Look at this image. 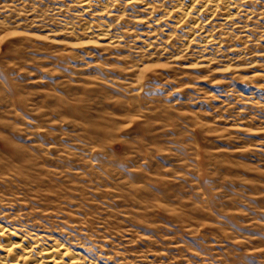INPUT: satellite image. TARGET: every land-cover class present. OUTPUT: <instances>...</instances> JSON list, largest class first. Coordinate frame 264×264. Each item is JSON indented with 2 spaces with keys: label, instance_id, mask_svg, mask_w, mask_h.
<instances>
[{
  "label": "rangeland",
  "instance_id": "1",
  "mask_svg": "<svg viewBox=\"0 0 264 264\" xmlns=\"http://www.w3.org/2000/svg\"><path fill=\"white\" fill-rule=\"evenodd\" d=\"M62 1L0 0V189L101 264H264V0L206 63L122 0L119 44L74 45Z\"/></svg>",
  "mask_w": 264,
  "mask_h": 264
},
{
  "label": "bare ground",
  "instance_id": "2",
  "mask_svg": "<svg viewBox=\"0 0 264 264\" xmlns=\"http://www.w3.org/2000/svg\"><path fill=\"white\" fill-rule=\"evenodd\" d=\"M70 1L74 2L80 13L91 14L88 18H80L78 22H74L73 19L63 22L67 32L89 37V41L74 43V45L96 44L101 40L104 43L101 44L102 46L119 44L120 37L123 36V33L118 31L120 27L116 26L112 20L103 18V14L107 16L113 14L111 9L116 7L119 0ZM122 1L123 7L127 9L115 10L118 15L132 10L135 3L146 15L142 24L146 25L144 27L148 34L142 39L141 48L149 51L148 55L159 52L157 50L161 43L158 45L157 39H165L161 41L164 45L160 47L161 51L166 52L168 46L172 47V42H177L178 37L181 41L178 44V47L182 48L181 52L195 51L206 63L210 62L215 57L214 52L225 44L227 35H224L226 29L225 32L223 29L228 24L235 25L242 22L240 18L253 14L247 4L254 0ZM55 3L57 8L63 10L62 0H56ZM118 17L121 18V16ZM18 33L8 32L0 37V43ZM93 39H96V42ZM175 42L173 46L177 45ZM189 54L193 53L189 52ZM153 64L141 68L140 74L145 76V72L151 68L166 65V63ZM94 126L101 129L98 124L94 123ZM10 190L0 189L3 191V194H0V264H101L94 253V244L90 245L72 231L65 232L58 226L46 222L33 211L21 212L23 208H19L22 204L19 203L20 198H13ZM13 205L14 212H9L8 206L11 208ZM43 210L47 211V209ZM46 215L49 216L50 213Z\"/></svg>",
  "mask_w": 264,
  "mask_h": 264
}]
</instances>
